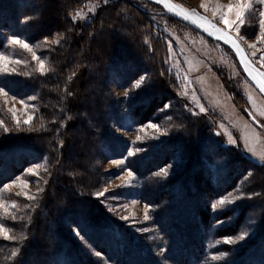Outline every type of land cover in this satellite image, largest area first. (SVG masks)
<instances>
[{"label": "trees", "instance_id": "obj_1", "mask_svg": "<svg viewBox=\"0 0 264 264\" xmlns=\"http://www.w3.org/2000/svg\"><path fill=\"white\" fill-rule=\"evenodd\" d=\"M82 1L0 0L4 32L31 44L50 37L59 41L45 50L43 74L29 62L26 74L9 76L3 84L18 98L35 96L36 114L26 126L3 118L9 131L0 127V186L24 167L41 163L47 189L29 202L13 199L24 212L3 222L10 236L24 238L0 239V264L150 263L132 234L114 223L95 198L104 175L98 162L102 153L122 145L113 135L114 125L123 127L127 118L143 124L163 117L173 128L170 138L154 149L146 144L144 152L127 161L140 177L139 196L153 209L163 257L171 264H196L203 245L200 227L215 225V236H234L243 225H252L255 237L216 264H264V166L221 147L205 118L189 116L178 102L175 109L159 111L176 101L174 82L162 61L165 47L153 37L145 10L113 0L81 25L69 13ZM141 76L145 79L123 104L114 88L130 87ZM234 102L240 107V99ZM176 154L185 163L161 182L155 171ZM227 194L241 197L223 209L210 206L212 199ZM71 227L107 262L81 246L70 235Z\"/></svg>", "mask_w": 264, "mask_h": 264}, {"label": "rangeland", "instance_id": "obj_2", "mask_svg": "<svg viewBox=\"0 0 264 264\" xmlns=\"http://www.w3.org/2000/svg\"><path fill=\"white\" fill-rule=\"evenodd\" d=\"M110 1L113 0H83L79 7H74L71 10L69 17L73 23L84 25L91 20L100 6ZM128 1L137 4L148 13L153 25V37L159 38L166 50V55L164 54L162 61L174 82L176 101L166 103L165 105L168 107L164 105L159 111L165 112L168 109H175L174 104L178 102L182 105L183 111L189 116L205 118L207 126H210V134L219 140L218 144L221 147L232 150L241 160L249 162L251 165L256 163L264 166V162L260 159V157H264V115H261V113H264V99L244 77L233 54L216 40L206 38L168 16L160 7L152 6L151 3L145 0ZM173 1L195 15L216 23L232 33L240 41L253 63L264 71V61L260 60V57L264 55V39H257V37L262 36L258 11L255 16H247L245 24L240 26L238 30L237 24L228 26L221 19L223 15L229 21L236 20L235 12L228 10L230 5L235 6L236 0ZM256 7L260 9L264 8V5H257ZM77 12H80L81 16L73 20V16ZM22 21L24 22L25 19ZM11 37H17L29 43L25 37L14 36L0 29V53L10 57L8 61L0 62V64L6 63L8 66V72L0 71V87L4 89L3 84L9 76L27 73L29 62L32 64V69L41 73L38 70L39 60L33 59V53L37 57L44 59L46 70L47 57L45 50L49 45H54L53 41L56 40L55 37H50L33 44L29 43L31 50H28L20 45H9ZM250 45L254 46L250 47ZM17 59L21 60L22 63L15 64L13 61ZM13 68L15 72H11ZM9 72L11 74H8ZM135 84L133 83L130 87L124 89H121L116 84L117 87L114 88V93L122 98L123 104L132 99V92L136 88L134 87ZM6 86L10 87L8 83ZM5 91L8 92L7 96L0 93V121H2L0 127L4 129L7 126L5 119H3L4 117L8 120L10 119L15 126L29 125L36 114L34 101L28 99L32 96L18 98L12 95L8 89H5ZM249 97H251V101H249ZM234 99H240V107L235 104ZM21 100L26 102L27 107L26 104L20 103ZM201 107L205 109L204 112L200 111ZM246 110L254 116L259 125H256L248 118L245 113ZM29 116L32 117V120L30 123L25 124L24 121L28 120ZM168 119L163 117L155 121L136 124L131 123L127 118L123 123V127L120 128L118 125H114L112 127L113 135L120 139L122 145L113 146L116 154L112 151L106 154L102 153V158L98 162L99 168L104 173L98 192L104 191L105 194L97 196L98 192H96L95 198L104 207L114 223L117 222L122 225L132 234L136 244L150 261L148 264L171 263L163 257L162 235L155 224L153 209L139 196L141 189L140 177L128 168L127 161L131 157L128 156V151L132 149L134 154L142 153L146 150L144 147L146 144L150 148L153 146L152 149L163 144L170 138L169 128L172 126L168 124ZM149 124L157 125V129L147 127ZM142 128L144 131H140ZM172 130L173 128H171V133ZM137 136L141 137L139 141L136 140ZM230 137L236 143H231ZM136 149H140V151H136ZM120 159H125L123 166H117L112 163V161ZM184 163V158L177 154L172 155L169 163L157 169L155 174L160 178L161 182L167 181L174 177L177 171L176 166ZM36 165L42 164L35 163L24 167L15 177L0 186V205H2L0 207V220L14 221L13 214H22L24 212L17 207H10L12 203H15L13 199H22L24 202L35 200L40 192L43 191V187L45 189L47 186L45 178L40 174L43 168H36ZM28 169H33V172L29 173ZM161 170H165L167 174L165 175ZM129 171L132 173L131 178L128 177ZM157 173L160 174L157 175ZM223 176L221 172V177L223 178ZM18 177L20 180H17ZM21 181L27 182V187ZM6 184L9 187L4 189ZM58 185L61 186L60 184ZM25 193L35 197V199H27ZM234 196L227 194L212 199L210 206L212 207L213 204L222 199H227L231 202L218 205L216 209L226 208L234 200H238L241 197L237 196L235 199ZM146 207L148 209V220H144ZM110 209H115V211ZM121 217H128V219H122ZM251 226L243 225L241 232L234 236H215L213 233L215 225H212L209 230L200 227L199 241L203 245H201L202 251L196 264H216L226 258L232 248L242 246L245 242L251 241L256 234ZM143 229L148 230L143 231ZM69 233L81 246L86 247L92 255L107 262V257L104 254L98 252L97 249L83 240V236L77 228L71 227ZM244 234H246L244 239H238L239 236ZM0 239L4 240L2 234H0ZM229 239L234 242L225 243ZM33 253L34 251H32ZM213 257H217V259H213Z\"/></svg>", "mask_w": 264, "mask_h": 264}, {"label": "snow or ice", "instance_id": "obj_3", "mask_svg": "<svg viewBox=\"0 0 264 264\" xmlns=\"http://www.w3.org/2000/svg\"><path fill=\"white\" fill-rule=\"evenodd\" d=\"M157 2H161V0H157ZM257 5H264V0H236V3H235V6H229L228 7V10L229 11H234L235 12V16H236V20L235 21H229L227 19L224 18V16L222 15L221 16V19L222 21L228 25V26H231L233 24H237V29L239 30V27L240 26H243L246 22V17L247 16H255L257 11H258V15H259V26H260V29H261V33H262V36L260 37H257L258 40L260 39H264V8H260V9H257ZM81 16V13L80 12H77L75 16H73V20H76L78 17ZM185 19H187V17H185ZM241 38H244V37H241ZM59 41L58 40H54L53 43H58ZM228 42V41H226ZM9 45H20L22 48L24 49H28V50H31V47L29 45V43L17 38V37H11L9 39ZM232 46L236 49V51L239 53L241 51V49L239 48L238 45H236L234 42L232 43ZM254 45H250V47H253ZM171 47V46H170ZM10 59L9 56L3 54V53H0V62H4V61H8ZM33 59H36V60H39V71L41 72V74L44 73L45 71V61L44 59L42 58H39L35 55V53H33ZM241 60L244 61L245 58L242 56L241 57ZM260 60L261 61H264V55H262L260 57ZM15 64H20L22 63L21 60L17 59L15 61H13ZM246 71H249V69L246 67L245 69ZM0 71H4V72H8V66L6 63H2L0 64ZM11 72H15V69H11ZM11 72H9L8 74H11ZM249 74L252 75V72L249 71ZM258 75H261V76H264V73H261V74H258ZM254 80H256V83H257V86L260 88V91L261 92H264V80H258L256 79V76H253L252 77ZM145 79V77L141 76L139 78V80L136 82V84L134 85V87H139L140 84L143 82V80ZM0 93H2L3 95L7 96L8 95V92L5 91L4 88L0 87ZM127 95V93H126ZM13 99H15V97H13ZM29 100H36V97L35 96H32V97H29L28 98ZM249 101H251V97H249ZM20 103L22 104H26L25 101L21 100ZM26 107H27V104H26ZM34 107V106H33ZM165 107H168L167 105H165ZM200 111L201 112H204L205 109L203 107L200 108ZM13 115H15V113H13ZM261 115H264V113H261ZM32 120V117L29 116V119L28 120H25L24 123L25 124H28L30 123ZM0 123H2V121H0ZM147 127L149 128H152V129H157V125L155 124H149L147 125ZM4 131L7 132L9 131L8 128H4ZM140 131H144V129H140ZM141 139V137L137 136L136 140L139 141ZM230 139V142L231 143H236L235 140H231V137L229 138ZM135 143V142H133ZM136 151H140V149H136ZM134 155V152L132 149H129L128 151V156H132ZM261 161L264 162V157H260ZM112 163L114 165H117V166H123L125 164V159H120V160H114L112 161ZM36 168H41V167H45L44 165H36L35 166ZM165 175L167 174L165 170H161ZM28 172L29 173H32L33 172V169H28ZM160 173H157V175H159ZM251 175V173H249V176ZM128 177L131 178L132 177V173L129 171L128 173ZM17 180H20V178L18 177ZM21 183L24 184L25 187H27V182L25 181H21ZM120 186H123V185H120ZM9 187V185H4V189H7ZM40 191H42V189H40ZM105 191H107L105 189ZM105 194L104 191L102 192H98L97 193V196H103ZM25 196L27 199L29 200H32V199H35V197L33 196H30L28 195L27 193H25ZM231 201H228L227 199H222L220 201H218L217 203L213 204L212 205V208L213 209H216L218 205H222V204H225V203H230ZM0 207H2V205H0ZM11 208H16L17 205L16 203H12L10 205ZM122 207H126V206H122ZM110 210H113L115 211V209H110ZM5 211H7L5 209ZM147 212H148V209L147 207L145 208V215H144V220H148L149 219V216L147 215ZM15 215L13 214V219H15ZM122 219H128V217H121ZM148 229H143V231H147ZM0 234L3 235V238L4 240H12V241H15V240H18V239H23L24 237L23 236H10L9 235V229L5 226V223L3 222V220H0ZM79 234V233H77ZM245 235H241L238 237V239H244L245 238ZM234 241H232L231 239L229 240H226L225 243H232ZM17 255V251H12L11 253V256L12 257H15ZM213 259H217V257H213Z\"/></svg>", "mask_w": 264, "mask_h": 264}, {"label": "water", "instance_id": "obj_4", "mask_svg": "<svg viewBox=\"0 0 264 264\" xmlns=\"http://www.w3.org/2000/svg\"><path fill=\"white\" fill-rule=\"evenodd\" d=\"M145 1L160 7L165 14L188 26L202 36L216 40L217 42L228 48V50L233 54L235 60L237 61V64L244 77L256 90V92L264 99V92L260 91V88L257 86L256 80L252 78L253 76H256V79L264 80V76L258 75L264 73V71L253 63L240 41L232 33L220 27L216 23L206 20L201 16H198V18H201L202 20L194 17L189 10L178 5L173 0H161V2L159 3L157 2V0ZM185 17H187V19H185ZM233 42L241 49L239 53L232 46ZM242 56L245 58L244 61L241 60ZM246 67L249 69V71L252 72V75L249 74V71L245 70ZM245 113L252 122H254L256 125H259L254 116L248 110H246Z\"/></svg>", "mask_w": 264, "mask_h": 264}, {"label": "bare ground", "instance_id": "obj_5", "mask_svg": "<svg viewBox=\"0 0 264 264\" xmlns=\"http://www.w3.org/2000/svg\"><path fill=\"white\" fill-rule=\"evenodd\" d=\"M190 12H191V11H190ZM191 14H192L194 17L198 18V16L195 15L194 13L191 12ZM198 19H201V18H198ZM201 20H202V19H201Z\"/></svg>", "mask_w": 264, "mask_h": 264}]
</instances>
